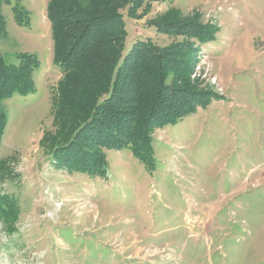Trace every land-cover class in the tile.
Masks as SVG:
<instances>
[{
	"label": "rangeland",
	"instance_id": "rangeland-1",
	"mask_svg": "<svg viewBox=\"0 0 264 264\" xmlns=\"http://www.w3.org/2000/svg\"><path fill=\"white\" fill-rule=\"evenodd\" d=\"M147 1L140 18L125 10L128 48L139 39L171 45L180 26L168 34L156 21L178 11L192 30L200 16L214 26L213 40L189 55L196 89L179 97L219 98L156 129L146 162L130 148L108 151L95 176L58 162L44 138L56 131L52 99L62 79L49 0L1 4L9 39L0 36V52L34 54L41 67L35 95L5 104L0 264H264V0ZM16 3L29 11L28 25L17 21Z\"/></svg>",
	"mask_w": 264,
	"mask_h": 264
},
{
	"label": "trees",
	"instance_id": "trees-1",
	"mask_svg": "<svg viewBox=\"0 0 264 264\" xmlns=\"http://www.w3.org/2000/svg\"><path fill=\"white\" fill-rule=\"evenodd\" d=\"M8 2L0 0V36L5 40L9 33L1 4ZM147 2L49 0L47 16L52 26L55 64L62 79L52 99L56 131L53 136L45 133L44 138L56 150L53 157L58 162L66 160L77 170L95 176L105 169L106 153L123 147L146 162L154 155L156 129L178 125L219 98L211 93L194 97V92L189 102L184 95L179 97L192 91L188 89L189 55L195 53L196 44L213 40L214 26L200 24V16H195L197 23L192 30L184 29L178 11L156 21L154 27L168 34L175 24L180 26L175 30L180 41L157 47L139 39L128 48L125 10L129 17L140 18L139 11ZM13 8L17 21L28 25L29 11L19 3ZM135 66L137 73L132 72ZM40 67L34 54L7 59L0 52V145L8 123L6 102L16 95H35L34 74ZM179 82L185 84L184 88H179ZM82 140L91 143L89 148ZM72 145L78 150L74 151ZM93 146L96 151L89 150Z\"/></svg>",
	"mask_w": 264,
	"mask_h": 264
}]
</instances>
